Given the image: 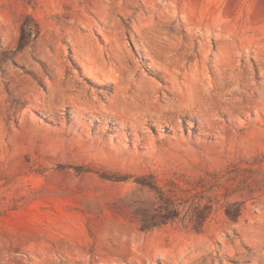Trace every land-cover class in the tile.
<instances>
[{
	"label": "rangeland",
	"instance_id": "374dc122",
	"mask_svg": "<svg viewBox=\"0 0 264 264\" xmlns=\"http://www.w3.org/2000/svg\"><path fill=\"white\" fill-rule=\"evenodd\" d=\"M0 264H264V0H0Z\"/></svg>",
	"mask_w": 264,
	"mask_h": 264
},
{
	"label": "trees",
	"instance_id": "16d2710c",
	"mask_svg": "<svg viewBox=\"0 0 264 264\" xmlns=\"http://www.w3.org/2000/svg\"><path fill=\"white\" fill-rule=\"evenodd\" d=\"M228 214H229V216L232 217L233 219L236 218V216H237L236 214H233V213H228ZM170 218H172V216L169 215V216L165 217L164 220L167 221V220H169ZM201 218H202V215H201Z\"/></svg>",
	"mask_w": 264,
	"mask_h": 264
}]
</instances>
